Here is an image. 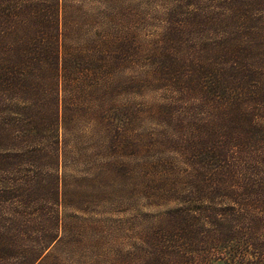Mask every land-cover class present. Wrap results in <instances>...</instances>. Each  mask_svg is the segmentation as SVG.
<instances>
[{
  "label": "rangeland",
  "instance_id": "1",
  "mask_svg": "<svg viewBox=\"0 0 264 264\" xmlns=\"http://www.w3.org/2000/svg\"><path fill=\"white\" fill-rule=\"evenodd\" d=\"M48 1L11 0L10 6L29 18ZM58 5L66 44L79 59L60 84V121L29 126L30 104L11 100L19 97H7L0 112L2 153L35 149L41 164L50 165L31 158L15 174L33 190L42 184L38 224L60 221V241L45 264H180V148L212 123L194 101L197 83L189 84L199 71L229 68L212 50L237 30L252 40L264 37V0ZM239 59L256 68L246 52ZM227 130L211 124L224 140Z\"/></svg>",
  "mask_w": 264,
  "mask_h": 264
},
{
  "label": "trees",
  "instance_id": "2",
  "mask_svg": "<svg viewBox=\"0 0 264 264\" xmlns=\"http://www.w3.org/2000/svg\"><path fill=\"white\" fill-rule=\"evenodd\" d=\"M10 1L0 0V6L8 5L0 10V112L7 97H19L11 100L30 104L25 118L40 130L48 120L60 121V87L79 59L60 28L58 0L40 4L29 18ZM250 38L237 30L212 50L229 61V68L199 71L189 84L197 83L194 101L205 106L216 131L228 130L224 140L210 124L180 148L185 166L180 169V264H264V116L255 115L256 109L264 112V37ZM242 51L256 68L241 62ZM41 100L45 104L39 106ZM5 125L0 120V128ZM2 152L0 264H45L52 257L49 249L60 241V221L38 224L35 205L42 184L33 190L15 174L31 158L38 166L50 165L41 164L35 149Z\"/></svg>",
  "mask_w": 264,
  "mask_h": 264
}]
</instances>
